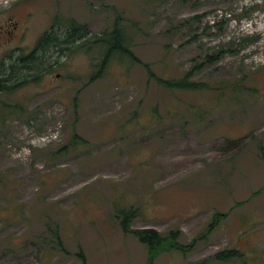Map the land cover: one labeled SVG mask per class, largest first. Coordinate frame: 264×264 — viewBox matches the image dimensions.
I'll return each instance as SVG.
<instances>
[{
    "label": "rangeland",
    "instance_id": "374dc122",
    "mask_svg": "<svg viewBox=\"0 0 264 264\" xmlns=\"http://www.w3.org/2000/svg\"><path fill=\"white\" fill-rule=\"evenodd\" d=\"M118 17L139 61L92 80L100 46L50 49L52 71L0 94V264H148L116 216L128 207L132 229L183 245L225 214L151 264H264V0H0V60L56 18L94 36ZM147 67L207 87L168 89ZM226 248L240 256L216 259Z\"/></svg>",
    "mask_w": 264,
    "mask_h": 264
},
{
    "label": "trees",
    "instance_id": "16d2710c",
    "mask_svg": "<svg viewBox=\"0 0 264 264\" xmlns=\"http://www.w3.org/2000/svg\"><path fill=\"white\" fill-rule=\"evenodd\" d=\"M63 26L64 30L58 32V28ZM94 40H93V39ZM90 44V45H89ZM91 44H96L101 47L103 52L98 63V71L93 74L91 78L94 80L97 76L102 75L107 65L115 58L130 59L132 61H139L132 51V39L126 27L122 26L120 17H118L113 25V29H105L99 35H91L86 24L77 23L74 19H68L65 23H60L56 18L49 30L43 32L37 39L34 48L28 53H24L22 49L21 53L15 57L14 50L9 51L6 54V58L10 61L8 64L0 60V94L12 93L18 88L24 86L29 82L38 81L39 78L45 73L53 70V63L50 61L45 62L43 59L46 57L45 53L50 49H54L59 54H69L77 48L91 47ZM69 52V53H67ZM212 61V58L208 56L205 64ZM59 64L58 61H56ZM148 69V67H147ZM149 76L155 79L159 84L172 90H198L207 86L195 82L191 79L193 73L192 70L182 77L165 78L157 75L150 68L148 69ZM4 106L17 109L20 108L18 104H9L3 102ZM12 113L15 110H11ZM17 112V111H16ZM75 141L78 140V136H74ZM133 207L125 208V210L117 213V218H121V227L125 233H131L134 237L143 245H145L148 251V264H151L153 260L162 252L170 251L172 249L186 252L193 248L196 240L206 237L208 231L215 226V224L225 214L216 212L213 215V221L209 225L208 229L199 235L194 240L187 244H181L179 240L180 231L170 230L167 233H162L154 227H143L132 229L131 223L133 219L139 216ZM82 263L87 264V261L83 254H81ZM215 258L221 261H232L233 257L240 256V250L235 248H226L217 252ZM205 261L201 262L204 264ZM200 264V263H199Z\"/></svg>",
    "mask_w": 264,
    "mask_h": 264
}]
</instances>
